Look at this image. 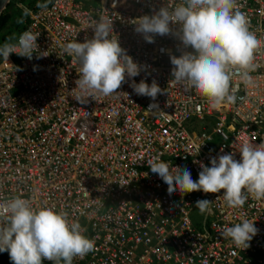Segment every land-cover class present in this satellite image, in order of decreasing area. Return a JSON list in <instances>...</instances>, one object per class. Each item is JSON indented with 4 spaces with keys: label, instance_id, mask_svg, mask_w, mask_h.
I'll list each match as a JSON object with an SVG mask.
<instances>
[{
    "label": "built area",
    "instance_id": "1",
    "mask_svg": "<svg viewBox=\"0 0 264 264\" xmlns=\"http://www.w3.org/2000/svg\"><path fill=\"white\" fill-rule=\"evenodd\" d=\"M180 2L49 0L31 11L15 40L26 30L39 35L32 58L0 57V204L20 196L34 208L66 211L95 241L72 264H264V200L249 196L243 207L229 208L223 190L170 196L148 165L159 157L187 168L196 181L201 163L211 167L212 158L228 153L240 160L243 140L264 142V47L254 54V85L234 80L236 103L213 108L173 80L170 57L191 49L172 34H154L149 43L136 31L138 18ZM237 3L250 31L264 40V0ZM101 15L113 20L112 35L141 70L126 75L117 94L80 103L73 98L80 63L62 45L92 39ZM141 80L161 88L155 100L130 87ZM151 104L158 108L150 112ZM213 137L221 142L215 148ZM205 199L212 203L195 229L188 216ZM242 219L258 229L247 249L221 235Z\"/></svg>",
    "mask_w": 264,
    "mask_h": 264
},
{
    "label": "clouds",
    "instance_id": "2",
    "mask_svg": "<svg viewBox=\"0 0 264 264\" xmlns=\"http://www.w3.org/2000/svg\"><path fill=\"white\" fill-rule=\"evenodd\" d=\"M47 4L28 7L25 3H17L16 7L26 16V25L31 11L47 7ZM112 24L113 20L101 15L92 25V39L62 45L64 52L80 63L76 81L78 94L73 97L80 103L97 95L113 96L126 82V75L131 78L140 73L139 65L112 35ZM135 24L136 31L149 43L154 42V34H172L181 41L184 49H191L170 57L174 66L173 80L186 90L194 89L213 108L236 103L238 87L233 86L234 80L238 79L246 87L254 85L250 75L256 68L254 54L264 47V40L250 31L248 17L239 10L237 0H181L172 8L166 5L151 16L138 18ZM260 27L264 29V20ZM21 32L15 35L12 43L5 41L0 46V57L4 60L8 61L12 53L32 58L33 49L38 48L39 35L26 30L15 44ZM130 87L136 94L153 100L162 92L155 80L151 85L144 80L138 84L133 81ZM154 108L158 105L151 104L148 110L151 112ZM251 141L245 139L239 144L240 160L228 153L212 158L211 167L201 163L202 171L196 181L187 168L171 167L159 157H152L148 165L151 172L158 174L167 185L170 196L177 190L182 195L223 190L225 205L241 208L249 196L264 200V142L254 144ZM211 203L206 199L198 200L195 208L203 214ZM0 215L7 217L0 222V252L8 251L14 264H42V260L72 264L75 257H83L95 248V241L84 235L80 223L70 220L64 210L57 211L46 205L34 208L29 199L16 196L0 204ZM254 222L242 219L234 226L223 228L221 235L231 239L237 248L247 249L258 233Z\"/></svg>",
    "mask_w": 264,
    "mask_h": 264
},
{
    "label": "trees",
    "instance_id": "3",
    "mask_svg": "<svg viewBox=\"0 0 264 264\" xmlns=\"http://www.w3.org/2000/svg\"><path fill=\"white\" fill-rule=\"evenodd\" d=\"M47 0H9L5 8L0 12V46L5 41L12 43L15 35L21 32L27 21L26 16L16 7L17 3L24 4L28 7L39 6L46 3ZM23 21L22 23L20 21ZM0 264H14L10 259L8 251L0 252ZM42 264H54L49 260H42ZM63 264V261H61Z\"/></svg>",
    "mask_w": 264,
    "mask_h": 264
},
{
    "label": "rangeland",
    "instance_id": "4",
    "mask_svg": "<svg viewBox=\"0 0 264 264\" xmlns=\"http://www.w3.org/2000/svg\"><path fill=\"white\" fill-rule=\"evenodd\" d=\"M220 140L216 137H213V142L211 143L212 148H215L220 145ZM202 213L199 211V209L194 208L190 214L189 219L195 229H198L200 226V220H201Z\"/></svg>",
    "mask_w": 264,
    "mask_h": 264
},
{
    "label": "water",
    "instance_id": "5",
    "mask_svg": "<svg viewBox=\"0 0 264 264\" xmlns=\"http://www.w3.org/2000/svg\"><path fill=\"white\" fill-rule=\"evenodd\" d=\"M8 1L9 0H0V12L5 8Z\"/></svg>",
    "mask_w": 264,
    "mask_h": 264
}]
</instances>
